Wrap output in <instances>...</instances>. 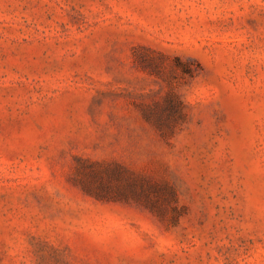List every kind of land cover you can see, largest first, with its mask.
I'll return each instance as SVG.
<instances>
[{"label":"rangeland","instance_id":"374dc122","mask_svg":"<svg viewBox=\"0 0 264 264\" xmlns=\"http://www.w3.org/2000/svg\"><path fill=\"white\" fill-rule=\"evenodd\" d=\"M0 264H264V0H0Z\"/></svg>","mask_w":264,"mask_h":264},{"label":"trees","instance_id":"16d2710c","mask_svg":"<svg viewBox=\"0 0 264 264\" xmlns=\"http://www.w3.org/2000/svg\"><path fill=\"white\" fill-rule=\"evenodd\" d=\"M83 189L86 192H89V193H98V190H95V188H93L92 186H84ZM143 191L144 190L142 189V187L141 188L138 187L136 182H131L129 184V189L124 190V192H123L124 194L123 195H124V197L126 199H130L131 198V199L138 200V199H141ZM96 195L100 196L99 194H96ZM102 197H105V196H102ZM146 197H147L146 199H148L146 201H151V199L148 197V195Z\"/></svg>","mask_w":264,"mask_h":264},{"label":"snow or ice","instance_id":"6c2138e0","mask_svg":"<svg viewBox=\"0 0 264 264\" xmlns=\"http://www.w3.org/2000/svg\"><path fill=\"white\" fill-rule=\"evenodd\" d=\"M200 86V84L195 81V80H192V81H189L188 82V87L192 90H195L196 88H198Z\"/></svg>","mask_w":264,"mask_h":264}]
</instances>
